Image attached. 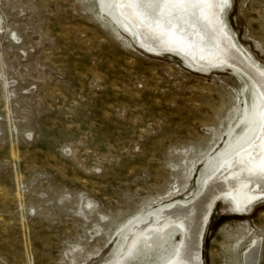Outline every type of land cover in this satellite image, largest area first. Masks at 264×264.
Returning a JSON list of instances; mask_svg holds the SVG:
<instances>
[{"label":"rangeland","instance_id":"374dc122","mask_svg":"<svg viewBox=\"0 0 264 264\" xmlns=\"http://www.w3.org/2000/svg\"><path fill=\"white\" fill-rule=\"evenodd\" d=\"M113 1L0 0V264L103 263L140 218L194 200L248 120L243 73L147 52ZM226 21L264 67V0H228ZM213 204L203 264H243L252 240L264 264V199Z\"/></svg>","mask_w":264,"mask_h":264},{"label":"bare ground","instance_id":"6f19581e","mask_svg":"<svg viewBox=\"0 0 264 264\" xmlns=\"http://www.w3.org/2000/svg\"><path fill=\"white\" fill-rule=\"evenodd\" d=\"M227 3L115 0L112 4L117 22L147 52L177 54L202 72L228 68L243 73L252 85L253 105L227 150L208 161L194 200L178 201L140 218L101 264H203L202 236L214 201L219 198L233 215H242L264 199V67L229 28ZM175 235L179 239L167 243ZM259 252L260 242L252 240L243 251V264H258Z\"/></svg>","mask_w":264,"mask_h":264},{"label":"water","instance_id":"95a60500","mask_svg":"<svg viewBox=\"0 0 264 264\" xmlns=\"http://www.w3.org/2000/svg\"><path fill=\"white\" fill-rule=\"evenodd\" d=\"M180 57V56H179Z\"/></svg>","mask_w":264,"mask_h":264}]
</instances>
